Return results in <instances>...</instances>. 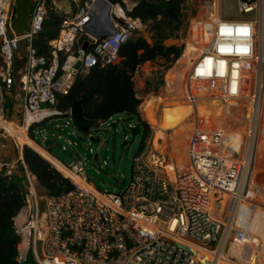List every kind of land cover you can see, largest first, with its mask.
<instances>
[{
  "label": "built area",
  "instance_id": "2783aa9c",
  "mask_svg": "<svg viewBox=\"0 0 264 264\" xmlns=\"http://www.w3.org/2000/svg\"><path fill=\"white\" fill-rule=\"evenodd\" d=\"M32 1L28 29L19 35L12 29L15 0H0V138L13 139L20 153L12 163L0 162V173L11 179L21 170L26 181L24 204L13 218L19 238L16 262L241 264L248 256V263L264 264L261 252H247V247L240 255L234 250L237 243L248 246L253 240L252 215L258 218L256 231L264 233V181H258L255 172L264 153V0H237L240 18L235 20L223 19L217 12L210 16L211 22H197L199 34L186 39L179 58L187 60L185 100L192 107L205 100L201 92L206 99L223 104L249 105L244 136L234 143L225 128L203 129L195 121L186 162L179 166L161 139L156 143L151 130L133 159L129 184L118 193L98 190L82 160L67 166L31 135L34 126L55 117L71 118V108L61 111L57 105L70 94L78 74L116 63L122 46L137 38L146 24L129 16L120 4L111 3L110 31L93 38L84 28L99 0H71L75 12L63 20L58 36L49 44V56H43L33 42L52 8L50 0ZM96 19L103 23L99 8ZM204 22L212 27L208 40L202 30ZM87 41L90 46L84 52ZM78 62L80 71L75 68ZM17 88L23 95L22 116L14 121L7 113V97L15 100ZM110 120L100 122L86 137L93 142L100 128L102 132L113 129L106 126ZM81 133L73 132L78 137ZM20 136L30 138L60 167L23 144ZM58 138L61 135L56 143ZM24 145L61 173L71 189L61 195L42 194L43 188L22 158Z\"/></svg>",
  "mask_w": 264,
  "mask_h": 264
},
{
  "label": "rangeland",
  "instance_id": "374dc122",
  "mask_svg": "<svg viewBox=\"0 0 264 264\" xmlns=\"http://www.w3.org/2000/svg\"><path fill=\"white\" fill-rule=\"evenodd\" d=\"M237 0H188L184 7V27L181 33L176 37L166 40L167 45H177L182 47L186 39L191 40L200 32V27H196L190 32L192 24L200 21L211 22L210 16L219 12L221 18L226 20H235L240 18V13L236 5ZM132 0L127 2V7L131 8ZM61 9H71L69 1L62 2ZM208 22H204L202 30L204 37L208 39L212 27ZM207 27V28H205ZM153 24H146V28L141 31L137 37H144L149 41L153 40L152 32ZM20 56L24 58L25 51H20ZM18 66H22L19 63ZM176 64L171 68H167L165 60H158L154 63L148 62L141 67L135 74V82L140 98L143 99L142 105L140 106L143 115V120L147 122L153 130L155 137H157L158 130L156 127L164 130L165 132L159 131V140L161 139L162 146L172 155L175 153L178 158L186 159V148L192 125L199 119L196 117L194 112H197L200 106L207 107L208 111L215 114L217 111H224L223 115L224 124L214 123L215 126L225 128L229 133L234 143L238 142L240 136H244L245 131L248 127V114L250 111L249 105L241 102H234L223 104L212 100L206 99L205 92H201L200 96L203 99L197 106H191L185 100V97L179 98L175 95L174 90L167 91V81L169 85L176 82V79L183 78V71L176 73L174 68ZM23 69L19 71L21 76ZM175 74L179 75L176 78ZM182 85L183 80H179ZM177 87V84L176 86ZM20 88L15 91V101L12 97H7L8 108L7 113L13 110V120L19 121L22 116V93ZM21 102V103H20ZM151 105L152 113L154 117L148 118L146 112V105ZM218 108V109H217ZM167 109V110H166ZM192 110V111H191ZM188 117L186 123L188 127L183 128L182 122L184 117ZM194 113V114H193ZM184 116H181L183 115ZM186 115V116H185ZM158 120L153 124L151 119ZM182 121V122H181ZM136 124L135 120L127 114H118L111 118L106 126L112 125L113 129L108 132H102V128L96 131L95 141H90L86 137L85 133H81L77 130L74 122L69 117H55L52 120L46 122V124L37 125L33 127V133L31 135L34 141L47 150L52 157L61 163L69 166L75 160H82L84 169L88 174L89 179L94 183L95 187L104 192L118 193L123 186H127L131 180L133 172V159L140 150L143 143L142 132L135 133L131 128ZM191 125V126H190ZM59 126V127H57ZM156 126V127H155ZM115 127V129H114ZM96 128H91L92 132ZM217 129V128H214ZM81 133L78 137L73 132ZM57 143L51 148H45L43 140H53L57 136ZM100 136V142L97 141V137ZM186 136V137H185ZM184 137V138H183ZM71 142V145L68 142ZM184 141L185 146L182 144ZM102 143V144H100ZM26 145H24L25 147ZM184 146L183 149H178ZM28 147V146H27ZM30 148V147H29ZM90 148L93 149V153H90ZM184 152V153H183ZM183 154V155H181ZM98 156L97 160L95 156ZM19 158V149L15 146L13 139L8 137L7 139L0 138V162H12ZM258 159L255 164V172L258 176V181H264V153ZM175 159V158H174ZM179 166L184 165L186 160L181 163L180 160L176 159ZM18 173L22 175V171L18 170ZM43 189L40 192L43 193ZM258 213V212H257ZM251 225L253 226V240L250 241L247 252H261L262 260H264V233L260 234L256 231V225L258 223L257 215H252L250 219ZM234 250L240 252V249L235 246ZM234 255V253L232 254ZM246 262L242 261L241 264H250L249 257L247 256Z\"/></svg>",
  "mask_w": 264,
  "mask_h": 264
},
{
  "label": "trees",
  "instance_id": "16d2710c",
  "mask_svg": "<svg viewBox=\"0 0 264 264\" xmlns=\"http://www.w3.org/2000/svg\"><path fill=\"white\" fill-rule=\"evenodd\" d=\"M107 1L120 4L127 10L124 0ZM187 1L140 0L131 11L127 10L129 16L140 18L145 24H153V40L137 37L122 46L116 63L98 65L78 74L70 94L60 99L57 108L67 111L75 101L83 100L86 119L99 122L118 114H127L136 122L131 129L135 133L142 132L144 143L151 128L143 120L140 110L143 99L136 90L134 76L148 62L165 60L167 68H171L179 60L182 47L167 45L165 41L182 32L185 23L183 11ZM67 17L65 13L49 10L43 31L33 42L40 55L49 56V44L58 36L61 24ZM23 158L37 178L39 187L43 188L42 194L61 195L71 189L70 182L31 148L24 147ZM25 191L24 176L19 174L9 179L0 173V264H18L16 255L19 238L13 229V218L24 204ZM26 264L36 263L30 259Z\"/></svg>",
  "mask_w": 264,
  "mask_h": 264
},
{
  "label": "water",
  "instance_id": "95a60500",
  "mask_svg": "<svg viewBox=\"0 0 264 264\" xmlns=\"http://www.w3.org/2000/svg\"><path fill=\"white\" fill-rule=\"evenodd\" d=\"M16 4V18L12 23V29L15 33L21 35L24 34L28 29V23L30 18V13L33 5L32 0H15ZM110 7L111 3L107 0H99L93 6V15L91 21L85 26V32L93 38H99L100 36L105 35L111 29L110 24ZM101 9L103 16V23L100 24L96 19V10ZM90 46V43L85 42L82 50L86 52ZM79 57V55H76ZM81 62H78L75 66L77 70H81ZM74 125L78 130L85 134H89L91 128H98L100 125L99 121H90L86 119L84 115L83 100H77L73 103L71 107L70 114ZM56 144V139L45 140L44 147L51 148ZM129 248L132 246L131 242H128Z\"/></svg>",
  "mask_w": 264,
  "mask_h": 264
},
{
  "label": "bare ground",
  "instance_id": "6f19581e",
  "mask_svg": "<svg viewBox=\"0 0 264 264\" xmlns=\"http://www.w3.org/2000/svg\"><path fill=\"white\" fill-rule=\"evenodd\" d=\"M201 26H202V24H201ZM203 26H204V24H203ZM194 27H199V25H196V23H194L193 24V26H192V28H194ZM191 28V29H192ZM191 31V30H190ZM195 32L193 31V33L192 34H194ZM205 40H208V39H206L205 38ZM187 60H186V58L185 57H182L177 63H176V67L174 68V70H176V73H179V72H181V71H183V78H181V79H179L178 78V76L179 75H177V74H175V76H176V78H178V79H176V82L177 83H174V84H172V85H169V83H168V81H167V91H169V92H171L170 90H174V93H176L175 95L178 97V93H179V95H180V97L179 98H182V97H185V94H186V86H185V75H186V72H187ZM179 80H183V82L184 83H182V85H180V81ZM176 84H177V87H175L176 86ZM230 103H234V102H230ZM229 103V104H230ZM222 105H223V103H222ZM218 109V108H217ZM167 110V109H166ZM192 111V110H191ZM146 112H147V116H148V118L150 119V118H152V117H154V114L152 113V109H151V105H146ZM195 113V115H196V117L199 119L198 120V122H199V125L201 126V128H203V129H208V130H214V128H217V129H219V127H220V125L217 127V126H215V124L214 123H217V124H224L223 123V120H224V116H222L223 115V113H224V111H222V110H220V111H217V112H215V114H213L212 112H210V111H208V109H207V107H204V106H200V108H199V110L197 111V112H194ZM193 113V114H194ZM186 115H188V113L186 114ZM185 115V116H186ZM190 115H191V113H190ZM190 115H188V116H186V117H184V120H183V122H182V132H183V128L185 129L186 127H188V125H187V123H186V121H187V119H188V117L190 116ZM181 116H184V114L183 115H181ZM158 120H156V119H151V122L153 123V124H155V122H157ZM186 126V127H185ZM191 126V125H190ZM156 127V126H155ZM157 128V130H158V134H157V137L155 138L156 139V143H158L159 142V131H162V132H165L164 130H162V129H160V128H158V127H156ZM189 128V127H188ZM190 129V128H189ZM19 130V129H18ZM20 131V130H19ZM15 134H17L16 132H15ZM186 137V136H185ZM184 138V137H183ZM20 141L23 143V144H28L31 148H33L34 150H36V151H38V152H40L41 154H43L47 159H49L51 162H53L55 165H57V166H59L60 167V165H59V163L55 160V159H53L50 155H49V153H47L46 151H44L42 148H40V147H38L30 138H28V137H21L20 136ZM184 143V141H182V144ZM186 143V142H185ZM185 143L183 144L184 146H185ZM184 146H182L181 148H178V149H183L184 148ZM158 147H159V144H158ZM184 153V152H183ZM181 155H183V154H181ZM172 158L174 159H178V160H180L181 161V163L182 162H184L186 159H182V158H178V155L177 154H175V153H172ZM261 159V158H260ZM183 166V165H182ZM39 185V184H38ZM237 248H239L240 249V252H239V254L240 255H243V254H245L246 253V246H242L241 244H238L237 243ZM242 257V256H241ZM207 259H209V258H207Z\"/></svg>",
  "mask_w": 264,
  "mask_h": 264
},
{
  "label": "crops",
  "instance_id": "0c3cea01",
  "mask_svg": "<svg viewBox=\"0 0 264 264\" xmlns=\"http://www.w3.org/2000/svg\"><path fill=\"white\" fill-rule=\"evenodd\" d=\"M66 1H69L70 2V4H71V9H65V10H63V9H61V7H62V5H61V3L62 2H66ZM129 0H124V3H125V5H126V7H127V2H128ZM140 0H132V3H131V8L129 7H127V10L128 11H131L135 6H136V4L139 2ZM50 7L52 8V9H54V10H57L58 12H60V13H65V14H67L68 16H70V15H72V13L73 12H75V7H74V4L71 2V0H50ZM196 27H194V28H192L191 29V31L190 32H192V31H194V29H195ZM205 28H207V27H205ZM145 65V64H144ZM143 65V66H144ZM142 66V67H143ZM135 77L136 76H134V81H135ZM135 85H136V82H135ZM136 90H137V86H136ZM137 92H138V90H137ZM139 95V94H138ZM140 97V96H139ZM15 101V100H14ZM21 103V102H20ZM140 110H141V108H140ZM9 115L12 117L13 116V110L12 111H9ZM12 119H13V117H12ZM22 155V158H23V153L21 154ZM19 157H20V153H19ZM19 159V158H18ZM17 159V160H18ZM24 159V158H23ZM12 162H14V161H12ZM12 162H6L7 164H9V163H12Z\"/></svg>",
  "mask_w": 264,
  "mask_h": 264
}]
</instances>
